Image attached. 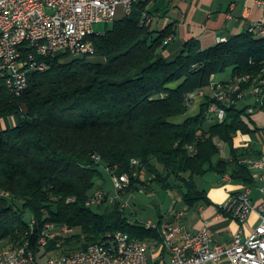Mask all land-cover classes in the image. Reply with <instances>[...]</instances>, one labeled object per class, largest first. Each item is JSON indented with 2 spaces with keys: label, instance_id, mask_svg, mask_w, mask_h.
<instances>
[{
  "label": "trees",
  "instance_id": "1",
  "mask_svg": "<svg viewBox=\"0 0 264 264\" xmlns=\"http://www.w3.org/2000/svg\"><path fill=\"white\" fill-rule=\"evenodd\" d=\"M145 12L141 1L130 15L94 35V59L68 53L50 58L48 70L30 73L20 96L0 76V121L6 123L0 128V190L10 192L0 198V241L20 242L30 230L29 215L37 228L46 222L79 228L73 236L52 240L48 251L72 239L87 248L118 230L161 241L158 229L131 221L119 203L109 211L86 205L104 167L118 165L119 173H129L131 189L143 184L134 176L135 158L153 182L181 189L189 205L207 201L195 177L209 170L254 182L233 143L239 131L251 132L243 119L247 108L227 106L226 119L218 122L208 114V99L183 123L170 119L187 112L188 95L209 86L214 74L229 68L234 75L259 73L264 37L245 32L208 49L192 38L167 59L161 53L173 32L156 34L142 22ZM209 118L215 123L205 129ZM218 138L231 145L232 162L214 164ZM189 145L197 148L195 154Z\"/></svg>",
  "mask_w": 264,
  "mask_h": 264
},
{
  "label": "built area",
  "instance_id": "2",
  "mask_svg": "<svg viewBox=\"0 0 264 264\" xmlns=\"http://www.w3.org/2000/svg\"><path fill=\"white\" fill-rule=\"evenodd\" d=\"M143 0H0V76L5 79L9 90L16 96L23 94L29 86V75L33 71H46L50 68V58L68 54H94L96 51L92 37L104 32L97 31L99 23L112 24L121 16L130 15L134 6ZM264 8V0H256ZM151 18L147 12L143 23L149 25ZM248 32L256 37L264 33V18L251 24ZM228 38L221 36L218 39ZM171 36L167 42L171 41ZM238 85H245L243 94L224 96L225 82H211L212 94L209 99L208 114L215 121L226 119L225 109L237 105L240 101H251L247 112L252 114L258 108H264V75L258 80L234 75ZM203 89L197 92L201 94ZM197 92L190 93L187 105L191 107ZM218 100H225V107H218ZM191 154L197 152L194 145L188 146ZM241 162L250 168L264 170V154L241 158ZM136 167L134 176L139 184L131 189L132 179L129 173H119L118 165L107 168L114 182L115 193L96 187L90 194L86 205L98 207L104 203L117 204L122 210L131 206L125 199L128 193L146 192L148 173L139 159H133ZM263 182L260 191L264 195V171L260 174ZM133 190V191H131ZM10 193L0 191V198ZM74 200L72 198L69 201ZM222 211L236 219L241 227L230 243L217 242L207 227L193 233L178 223L160 226L148 220L142 224L146 228L158 229L161 244L170 254L168 264H214L226 260L227 264H264V198L255 204L252 188L246 187L230 196L222 205ZM257 211L261 222L249 233L245 225L250 215ZM32 234H40L38 255L30 256L28 244L20 250V264H32V258H42L52 240L62 239V230L74 228L54 222H46L41 228L35 225ZM31 235H29L30 238ZM84 237V236H83ZM58 243L54 253H50L48 264H148L150 243L148 240L131 237L129 233L118 230L107 233L105 239L90 244L87 248L55 253L63 246ZM0 264H13V253L9 250L0 254Z\"/></svg>",
  "mask_w": 264,
  "mask_h": 264
},
{
  "label": "crops",
  "instance_id": "3",
  "mask_svg": "<svg viewBox=\"0 0 264 264\" xmlns=\"http://www.w3.org/2000/svg\"><path fill=\"white\" fill-rule=\"evenodd\" d=\"M142 2L146 4V12L151 18L148 26L152 31L158 34L160 31L171 29L173 32L169 45L161 53V56L167 59L174 58L182 50L184 44L192 38L198 39L203 48L208 49L219 43V37L231 38L248 32L251 24L264 18V8L256 0H143ZM227 70L230 71V78L222 79L218 73L212 76V82L231 80L234 76L233 69ZM227 70L222 74H225ZM211 94L212 90L209 86L203 89L201 94L197 92L193 105L188 107L187 112L172 117L170 121L183 123L187 118L198 115ZM249 103L251 101H240L237 107L246 109ZM243 119L250 127L251 132L239 131L236 133L233 142L234 148L241 156L261 157L264 154V108H258L252 114L245 113ZM10 122L12 125L15 124L13 118L10 119ZM213 123L215 121L209 118L204 126L205 129H208ZM5 126L6 123L0 121V128ZM216 140L220 147V153L214 157V164L216 165L220 160L232 162L231 145L219 138ZM250 170L254 178V182L251 184L233 179L230 173L221 174L216 170H209L203 175L204 177L211 173L207 183L199 184L195 177L198 187L206 192L208 199L193 205L184 201L181 189L164 188L169 198L167 207L163 211L159 210L156 218H149L146 221L152 220L160 226L178 223L193 233L207 227L215 241L228 244L241 225L236 219L222 211V205L228 201L232 194L248 186L252 188V199L255 204L264 198L260 191L263 184L260 174L264 170L256 168H250ZM153 183L157 184V182ZM155 184L147 193L154 190ZM131 221L146 222L140 221V219ZM260 222V214L254 211L245 225L246 233L253 230ZM148 241L150 243L148 264H168L170 254L161 242L159 240ZM214 264H227V261L222 260Z\"/></svg>",
  "mask_w": 264,
  "mask_h": 264
},
{
  "label": "rangeland",
  "instance_id": "4",
  "mask_svg": "<svg viewBox=\"0 0 264 264\" xmlns=\"http://www.w3.org/2000/svg\"><path fill=\"white\" fill-rule=\"evenodd\" d=\"M108 26L110 25L106 23H99L95 25V29L97 31L104 32L108 28ZM85 56H88L91 59L95 58L93 54H73L71 57H85ZM222 73H219L220 78L222 79L230 78L229 76L231 74L229 70H227L225 74H222ZM13 120L14 122H16L15 118H13ZM103 173H104V176H103L104 178L99 179L98 184L99 182L100 184L97 185V187L104 188L105 190L109 191L110 193L112 192L114 194L115 189H114V182H113L111 173L110 172H109L110 174L108 173V170L106 167H104ZM210 176H211V173H208L207 176L205 175L204 177L203 175H198L196 176V180L199 184L203 182L207 183L210 180ZM154 184L155 183H153L152 181V176L148 174L147 186L145 187L146 192H143V193L136 192L135 194L128 193L125 196V199L129 201L131 204V206L125 210V213L127 214L130 220L140 219V221H146L149 218H156L157 212L159 210L163 211L164 208L167 207L169 198L167 196L166 190L162 186H160L158 183L155 184L154 190L152 192H149L150 194L147 193V191H149V189H151L152 185ZM115 205L116 204L111 205V204L104 203L100 205L96 210L109 211V210H112L115 207ZM30 219H31V215L28 216V220ZM77 232H79V228L74 227L73 235H75ZM3 242L11 244L12 241L5 240ZM80 248H82L81 243L78 242L76 239H72L69 241L68 245L63 246V248H61L59 251H55V253H61L63 251L65 252L74 251ZM45 251L41 253V255L43 256L42 258L39 259V264H48L50 253H45Z\"/></svg>",
  "mask_w": 264,
  "mask_h": 264
},
{
  "label": "bare ground",
  "instance_id": "5",
  "mask_svg": "<svg viewBox=\"0 0 264 264\" xmlns=\"http://www.w3.org/2000/svg\"><path fill=\"white\" fill-rule=\"evenodd\" d=\"M257 36L264 37V33H260ZM228 38L219 39V42H225ZM264 75V63L260 72L257 74H250L251 80H258L261 76ZM242 77H249V74H242ZM245 92V85H238V78H232L227 81V85L224 86V96H231L234 94H243ZM225 100H218V107H224ZM4 193H10L4 190H0ZM33 232V223L30 221V230L27 231L26 235L22 238V240L16 244H5L3 241H0V254L4 253V251L9 250V253H13V264H20V250H25L28 244V252L30 256H37L38 251H35L38 248V244L40 241V234H32ZM29 235L30 238H29ZM72 236L71 230H62V238H67ZM47 253H54V250L48 251ZM40 258H32V264H39Z\"/></svg>",
  "mask_w": 264,
  "mask_h": 264
}]
</instances>
